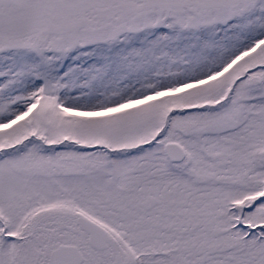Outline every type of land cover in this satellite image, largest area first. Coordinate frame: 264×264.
Wrapping results in <instances>:
<instances>
[{
	"label": "snow or ice",
	"instance_id": "obj_1",
	"mask_svg": "<svg viewBox=\"0 0 264 264\" xmlns=\"http://www.w3.org/2000/svg\"><path fill=\"white\" fill-rule=\"evenodd\" d=\"M0 264H264V0H0Z\"/></svg>",
	"mask_w": 264,
	"mask_h": 264
}]
</instances>
